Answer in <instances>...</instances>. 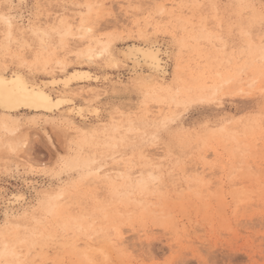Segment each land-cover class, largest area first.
<instances>
[{"label": "rangeland", "instance_id": "1", "mask_svg": "<svg viewBox=\"0 0 264 264\" xmlns=\"http://www.w3.org/2000/svg\"><path fill=\"white\" fill-rule=\"evenodd\" d=\"M64 11L74 25L87 17L89 41L52 20ZM6 12L25 28L48 29L49 51L33 35L8 41ZM261 19L264 0H0V70L41 82L61 74L59 60L68 71L87 69L96 79L53 93L99 110L81 119L66 105L10 120L20 144L13 153L0 145V252H12L0 264H264ZM67 41L80 44L65 53ZM152 41L164 79L148 78L146 66L135 72L120 53ZM90 44H109L119 67L106 57L88 63ZM98 165L101 174L111 169L109 181L93 173ZM129 169L128 180L117 176ZM16 194L23 199L10 206Z\"/></svg>", "mask_w": 264, "mask_h": 264}, {"label": "bare ground", "instance_id": "2", "mask_svg": "<svg viewBox=\"0 0 264 264\" xmlns=\"http://www.w3.org/2000/svg\"><path fill=\"white\" fill-rule=\"evenodd\" d=\"M15 8L17 9V7H15ZM89 9H91V8L89 7ZM65 15H66V12L64 11V12L60 13L59 15H53L51 18H52V20L54 22H58L59 25H62L63 23H67L69 25L68 28L64 31L65 34H73L72 28H76L77 32L74 33V34H76L77 37H80L81 38V41L80 42H82V43L84 42L85 43V42L89 41L88 38H89V36L92 33V31H93L94 28H93V26H91V25H89L87 23V21H88L87 20V17L81 16L80 17V20L78 21V23H76L74 25L73 22L75 21L76 18L74 20H72V21H69L65 17ZM1 19L4 22V25H5L4 35H5V38L8 41H11V40L15 39L16 38L15 37L16 34L22 35V37L24 39L27 38V37H30V35H33V36H35V38L36 37L38 38L39 45H40V48L42 49V51H44V52H48L49 51V49H50V43H51V41H50L51 34H50V31L48 29H46V28H34V27L25 28L24 26L18 24L17 16L14 15L12 12H6V13L1 14ZM89 29H91V32L88 31ZM9 36H11V39H9ZM68 40H69V38H68ZM77 44H80V43H78V42L76 43L75 42L73 46H69L71 44H69V41H67L66 44L62 48L64 49L65 53H69L73 47L78 46ZM52 53H54V51H52ZM120 53H121V56L123 57V59L125 61L132 62L133 63L132 64V69L135 72H136V70H138V68H142V67L146 66L150 70V72H151L147 76L148 78H151L152 76H158L161 79H164L165 78V75H166V72H167V70H166V64L163 62V58L161 57V49L159 48V46L156 43V41L155 42L152 41L150 43L149 42H144V43H139V44L134 43L132 45H128V47L126 46V49L120 50ZM84 55H85V59L87 60V62L88 61L89 62H92V61H94L95 58H96V60H98L101 57H106L109 60L113 61L112 64H114V68H116L115 65H117V66L119 65L113 59V51H112V48H111V46L109 44H102L100 46V48H98V46L96 44H90V46L88 47V49L86 50V52H84ZM59 63L61 65V74H57V75L52 74L51 76H49L50 79H48L47 81L42 80L41 82H38V81H32V82L31 81H27L25 79L24 74L20 70H16V69L15 70H12V71L0 70V128H2V129L5 130V134L2 133L4 136L2 135L3 136L2 139L0 138L1 139V144L0 145H3V146L7 145L8 148H9V150H10V152L11 151L16 152V147H17V145L19 143L18 140H17L18 138L14 137V136H16V135H14L15 128L12 127V125L10 124V120L12 118H15L14 117V114L17 113V112H20V111L25 110V111L34 112L35 114H48V113H51L52 114V113H54L56 111H63V107L66 106V105H69L68 106V112L70 114L76 116L77 118L85 119L88 116V114H93V115H96V116L98 115V111H99L98 110V107L94 106V104H93V106L92 105H87V104H78L75 101L76 98L74 99L73 96H69V95L65 94L63 91L60 92V93H58V94H56V95H54L53 92H54V90L57 87H60V88L65 89L67 87H70V85L72 83H75V82H89V81H91L93 79H96L93 76L92 72L89 71V70H87V69L76 68V69H74L72 71H68L66 69V64L63 61L59 60L58 61V64ZM214 79H216V78H214ZM218 86L215 87V91H218V89H219ZM94 94H95V92H94ZM92 95H93V92H92ZM144 104H145V102H144ZM130 126H131V123H130ZM116 129H117V127H116ZM132 129H133L132 127H128L127 128V130H132ZM138 132H140V131H138ZM10 152L8 154H10ZM11 153H13V152H11ZM10 155H12V154H10ZM148 156H149V154H148ZM102 168H103V165L96 166V168L94 169L95 172H93V173H96L97 175H100L102 177H105V180L107 181V179H108L107 177H111L112 176L110 174L111 169H106V170H104L102 172L103 174H101L100 171L102 170ZM129 174H131L130 169L127 172H125V174L121 173V171H120L117 176H120V178L121 177L126 178L127 176L129 177ZM147 177H150L152 180H155V181L158 179V176L154 172H150ZM113 180L115 182V179H113ZM108 181H109V179H108ZM110 181L112 182V180H110ZM114 182H112V185L114 187H118V186H116V184ZM138 185L140 187H146V186H148L147 179L145 178V176H140V179H138ZM136 186H137V184H136ZM61 189L62 190H59L56 193V196L57 197H60V198L62 197V199H65L66 198L65 195H64L65 194V189L64 188H61ZM141 190H143V188ZM22 199L23 198H22L21 195H17L16 194V195L13 196L12 200L8 202V204L10 206H13V205L21 202ZM146 199H148V198H146ZM48 201L50 202V199ZM53 203H54V201H53ZM49 211H50V213L55 211L54 204H52L50 206ZM47 212H48V210H47ZM99 213H101V212H99ZM16 219H18V218H16ZM104 220H106V219H104ZM41 222H43V221H41ZM29 237H31V236H29ZM15 241H17V240H15ZM4 246L2 247L3 252H0V255H1V253H3L2 255H4V256H6V255H9L10 256V254L12 255V252L9 250L10 247L8 248L7 246H5V247ZM14 254H15V252H14ZM13 257H14V255H13Z\"/></svg>", "mask_w": 264, "mask_h": 264}, {"label": "snow or ice", "instance_id": "3", "mask_svg": "<svg viewBox=\"0 0 264 264\" xmlns=\"http://www.w3.org/2000/svg\"><path fill=\"white\" fill-rule=\"evenodd\" d=\"M260 23H261V26H264V19H261V21H260ZM53 31H56L55 29H53ZM89 32H91V29H89L88 30ZM9 39H11V36H9ZM19 43V42H18ZM28 45H24L21 49H20V51L21 52H25L27 49H28ZM17 59H19L20 60V68L21 69H28V71L29 72H31L32 71V65H30L29 63H28V61L24 58V55H20L19 57H17ZM168 131V129H167V127L166 126H164V127H160V128H158L157 130H156V132H155V134L152 136V138H151V140H152V142L153 143H155V142H157L166 132ZM175 264H183V262L182 261H180V260H177L176 262H175Z\"/></svg>", "mask_w": 264, "mask_h": 264}]
</instances>
